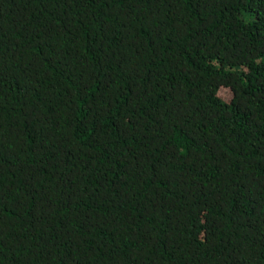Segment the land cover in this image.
Wrapping results in <instances>:
<instances>
[{
  "label": "trees",
  "instance_id": "16d2710c",
  "mask_svg": "<svg viewBox=\"0 0 264 264\" xmlns=\"http://www.w3.org/2000/svg\"><path fill=\"white\" fill-rule=\"evenodd\" d=\"M0 264H264V0H0Z\"/></svg>",
  "mask_w": 264,
  "mask_h": 264
}]
</instances>
